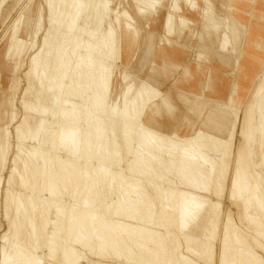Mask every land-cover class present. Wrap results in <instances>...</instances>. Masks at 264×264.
<instances>
[{
	"label": "bare ground",
	"instance_id": "obj_1",
	"mask_svg": "<svg viewBox=\"0 0 264 264\" xmlns=\"http://www.w3.org/2000/svg\"><path fill=\"white\" fill-rule=\"evenodd\" d=\"M21 1L6 18L21 7L7 69L27 68L0 115V264H264V43L244 92H191L202 107L169 129L151 123L168 93L130 67L137 13L162 0H42L29 41Z\"/></svg>",
	"mask_w": 264,
	"mask_h": 264
},
{
	"label": "crops",
	"instance_id": "obj_2",
	"mask_svg": "<svg viewBox=\"0 0 264 264\" xmlns=\"http://www.w3.org/2000/svg\"><path fill=\"white\" fill-rule=\"evenodd\" d=\"M193 2L162 0L152 16L137 13L139 33L130 67L139 81L144 78L168 93L171 113L164 109L160 121L169 129L187 124L190 108L202 107L191 92L205 93L215 103L225 101L234 82L244 92L250 84L244 79L245 65L255 45L264 43V0Z\"/></svg>",
	"mask_w": 264,
	"mask_h": 264
},
{
	"label": "rangeland",
	"instance_id": "obj_3",
	"mask_svg": "<svg viewBox=\"0 0 264 264\" xmlns=\"http://www.w3.org/2000/svg\"><path fill=\"white\" fill-rule=\"evenodd\" d=\"M15 1L17 0H7V3L3 9V12H2V18L0 19V28L3 27V25L1 26V24L4 22V20H6L8 14L13 10H11V8L14 7V4H15ZM29 0H22L21 3L25 5H27V2ZM30 0V2L28 3V5L26 6V8H24L23 10V16H24V20L22 19V22L20 24V27H19V30H18V36H23V38H25L26 40H33L34 39V36H33V31L36 27V18H37V14H38V9L40 7H42V0ZM32 2V3H31ZM114 3V4H113ZM37 4V5H36ZM119 4V5H118ZM128 4V5H127ZM35 6V7H34ZM112 7L114 8H118V9H123L124 7L128 8L129 10L131 11H134V3L132 2V0H113L112 2ZM19 9L14 13V15L12 17H9L5 23H4V27L2 28V32L0 33V61L1 63L5 64L6 66L4 67H0V70L2 69V71H0V100L3 98V102H2V109H1V113L0 115L2 114L3 116L5 115L6 117L3 118L4 120L2 121L4 123H6V121H10V116L9 114L11 115V112L10 111V107H8V97H10V83L12 82V79L13 77H16V76H21L23 75V72L25 70V68H27V64H26V60L21 58L18 60V64H17V68L15 67L14 71L9 68L7 69V67H9V65H13L15 64L14 62L6 59V49L8 47V40H9V37H10V34H11V31H10V24H12V20H14V18L16 17V14H19V10L21 7H18ZM28 8V9H27ZM148 10V9H147ZM146 10V11H147ZM29 15V16H28ZM11 16V15H10ZM27 17V18H26ZM24 23V24H23ZM33 24V25H32ZM30 26V27H29ZM8 27V28H7ZM25 27V28H24ZM43 29L40 31L42 32ZM3 34V35H2ZM32 36H31V35ZM28 35V36H27ZM41 35V33H39V35L37 37H39ZM26 36V37H25ZM262 53H264V49H261ZM23 60V62L25 63H22L21 61ZM22 63V65H21ZM20 64V65H19ZM24 66V67H23ZM26 66V67H25ZM23 67V69H22ZM4 70V71H3ZM4 72V73H3ZM12 72V74H11ZM21 72V73H20ZM3 79V80H2ZM22 79V77L20 78V80ZM120 80V77L119 75L116 76V81H115V84L118 83V81ZM2 81V82H1ZM23 82V83H22ZM23 84H24V81L21 80V84H20V90L21 88L23 87ZM7 88V89H6ZM9 91V92H8ZM7 93V94H6ZM6 98V100H5ZM1 104V102H0ZM5 108H6V111H5ZM4 109V110H3ZM168 109V108H167ZM205 112H210L211 111V107H208V108H203ZM169 110V109H168ZM204 115L202 114L201 115V118L203 117ZM9 118V119H8ZM157 120L156 121H152L151 120V123L152 125L154 126H159L160 125V120L162 118L161 115H158L157 117ZM198 118V117H197ZM200 119V118H198ZM223 199H225L227 201V198L226 196L223 197ZM230 202V201H229ZM231 207L230 209H232V215H236L238 216V210H237V206L233 205V204H229ZM233 206V207H232ZM235 207V208H234ZM231 211V210H230ZM236 211V213H235ZM259 252L261 254L264 255V249L260 248L259 249Z\"/></svg>",
	"mask_w": 264,
	"mask_h": 264
}]
</instances>
